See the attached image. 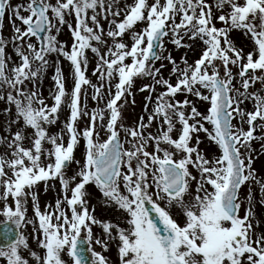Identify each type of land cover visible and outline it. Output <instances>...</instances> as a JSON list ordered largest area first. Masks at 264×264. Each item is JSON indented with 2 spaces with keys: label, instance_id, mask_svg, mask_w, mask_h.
Returning <instances> with one entry per match:
<instances>
[{
  "label": "snow or ice",
  "instance_id": "6c2138e0",
  "mask_svg": "<svg viewBox=\"0 0 264 264\" xmlns=\"http://www.w3.org/2000/svg\"><path fill=\"white\" fill-rule=\"evenodd\" d=\"M6 14L13 34L0 35V100L9 105L5 114L14 106L15 115L0 136V259L109 264L94 245L107 252L114 242L119 264H264V219L255 210L257 204L264 209V177L252 167V141L264 149V135L255 134L264 133V0H215V11L208 0H132L123 7L119 0H27L15 6L0 0V31ZM65 26L70 50L57 39ZM234 32L251 40L249 51L236 45ZM165 38L177 49L202 44L199 58L189 64L185 54L177 63ZM9 45L15 60L6 52ZM89 52L97 83L87 75ZM60 58L70 64L71 91ZM163 61L172 65L175 83L164 77ZM50 67L51 106L38 90ZM143 79L150 80L139 87L146 94L145 115L128 125L123 110ZM257 82L260 90L250 91ZM88 88L103 107L88 109ZM180 93L204 102L205 112L177 100ZM248 101L251 110L242 107ZM62 105L69 115L60 133L50 134L46 126L57 123ZM201 132L219 155L209 158L200 150ZM72 165L76 171L68 176ZM49 181H58L63 195L42 211L36 189L43 182L47 191ZM89 186L105 206L122 213L126 228L92 214ZM93 225L101 235H94ZM30 237L43 255L31 249Z\"/></svg>",
  "mask_w": 264,
  "mask_h": 264
},
{
  "label": "rangeland",
  "instance_id": "374dc122",
  "mask_svg": "<svg viewBox=\"0 0 264 264\" xmlns=\"http://www.w3.org/2000/svg\"><path fill=\"white\" fill-rule=\"evenodd\" d=\"M26 2H27V0H11V4L13 6H15L19 3H26ZM53 2H54V0H53ZM126 2L131 3L132 0H119V6L123 7V5ZM208 2L213 5V9L215 11V0H208ZM22 15H27V14L22 13ZM68 22L72 23L74 25V20L71 17L68 18ZM15 23L18 27H23L19 21H15ZM101 23L103 24V26L105 27V30H106L107 29V22L102 20ZM11 26H12V20L9 19V14H6L4 21H3V29H2V31H0V35H2L5 39H9L13 34ZM220 26L221 25L219 24V22H217V27H220ZM139 27H142V25ZM57 39L61 43L68 45L69 50H70V46H71L73 41L71 38V33L69 32V30L66 26L61 29ZM232 39L235 41V43L238 47H243L246 52L252 48L251 40L248 39L247 37L243 36L242 34L238 33V32H234L232 34ZM124 41L126 43H129V44L131 43V39L128 35H125ZM167 41H168V38H165L164 47L167 49V53H171V55L177 61V63H180L182 58H184V56L186 54L188 63L191 64L196 59H198L200 54H201L202 44H200V43H196L194 45V50H190L187 48L177 49L174 45H172L171 43H168ZM33 42H35L34 38H33ZM189 43H191V42L189 41ZM6 52L8 55H11L14 60L17 59L15 57V54H14L12 48H11V45H9V47L6 49ZM167 53H165V54H167ZM88 56H89V67H88L87 75L92 80L93 83H97V78L95 76L91 75V73L95 67L96 60L90 52L88 53ZM160 63L161 62H157L156 67H160ZM163 63L166 65V67H164L162 69L164 77L167 79H171V82L175 83V77H170V69H171L172 65L168 64L167 61H163ZM60 66L62 68L64 77H65L66 89L68 91H71V89L73 87V80H72V73H71L70 64H69V62H67L63 58H60ZM34 67H35V65H34ZM181 67H183L182 64H181ZM233 71L235 72L236 69H233ZM54 72H55V69L53 67H50L47 70V73L44 75L42 81L40 82L39 88H38V90L42 93V96L45 99L46 103L50 106L53 103V100L51 98L52 91L55 90L54 89V81L52 79ZM144 83H150V80H148V79L137 80L136 87H134V89H133L134 97H128V103L123 110L124 120H125V123L128 125L134 124L141 115H145L143 112V106L145 103L144 97L146 94L141 93L139 91V87ZM237 86H239V85H237ZM27 87L29 89H31L32 85L28 84ZM260 88H261V85L259 82H257L254 85V88L250 89V91L251 90H260ZM162 90L163 89L157 87V92H160ZM0 94H4V93L2 91H0ZM87 94H88L87 105H88L89 110L96 108V107H103L104 106L103 102H101L98 105L95 101H93L91 99V96H92V89L91 88L87 89ZM133 98L135 99V104L132 103ZM176 99L180 100V101H183L184 99H188L189 102L191 104H194L195 107H197V109L199 111H201L202 113H204L206 110V104L202 101L197 100L196 97H194V96H185L184 94L180 93V94H177ZM82 103H83V98H82ZM8 107H9V105L4 100H0V136H6L7 135V133L4 131V129L6 128V121L8 119V116L11 115L14 118V115H15L14 106H12V112L10 114H5L4 110ZM242 107H246L247 109L251 110L253 107V102L248 101V102H246V105H243ZM189 111H190V109H189ZM68 115H69L68 108L66 106L62 105L61 110L59 112V120L57 121V123L54 125L46 126V127H48L50 134L60 133ZM145 119H146V116H145ZM83 123H84V121L80 122L81 127L83 126ZM234 123H236V121H234ZM155 127L156 126L154 125L152 131H155ZM205 127L209 128L211 130L210 125L205 124ZM244 127H245V129H247V125H245ZM177 128H179V125H177ZM12 130L13 131L16 130L15 125L13 126ZM27 131L29 133L31 132V130H27ZM102 135H103V133H102ZM173 135H175V133H173ZM198 135H199V139L201 141L200 146H199L200 150L207 157L214 158L215 156L219 155V151H218L217 147L214 145L213 142L208 140L205 133L201 132ZM258 135H264V133L259 131ZM195 139H196V137L194 136L193 137V145H195ZM66 140H67V137L65 136V142H66ZM44 147L50 148V145L45 144ZM252 148L255 150L252 153V156H253L252 167L256 171V173L258 174L259 177H264V149L261 148V142L260 141H252ZM149 150L151 151V149H149ZM3 152H4L3 146H0V154H2ZM82 152H83V141H81V144L77 147V149L74 153L75 157L77 159H80ZM44 162L45 163L48 162L46 160V158H44ZM75 171H76V166L72 165L71 168H69L67 175L71 176L74 174ZM193 175H198L195 172V170H193ZM48 184H49V186L47 188V191H45V189H44L43 182H41V184L38 185L37 189H36L38 192V195H39V203H40V207H41L42 211L44 210V207L46 204H52L54 206L56 199L58 197L62 198V195H63L61 192V187H60V184L58 181H49ZM192 187L194 190L195 184H193ZM254 188H255L256 199L258 200L259 199V189L255 185H254ZM88 190L90 193H92V198L90 199V203H89L90 211L92 208L95 209V211L92 214L98 220L104 221V222L110 221L112 223H118L121 227H124V228L127 227L126 223H124V216L122 215V213L120 211H118L114 206H105L103 198L101 197L98 190H96L93 186H89ZM243 191H246V189H242V192ZM255 210L257 212V218L258 219H264V209H262V206L257 204ZM172 213L177 218H182V212L180 209L173 208ZM27 215L29 218L33 217L31 202H29V205H28ZM241 215H243V210L241 212ZM3 219L4 218L2 216H0V221H3ZM93 232H94V235H101L102 234V228L99 225H93ZM30 234H31V226H29V228L27 230H25V235L30 236ZM29 244H30L31 249L33 251H35L38 255H43L44 250L40 249L37 246L36 241L31 239V237L29 238ZM94 248L97 252H103L99 246L94 245ZM116 248H117L116 244L114 242H111L109 244V253L111 252L110 251L111 249H116ZM25 255L27 256V254H25ZM28 258L30 259V257H28ZM0 264H6V261H4L3 259H0ZM33 264H34V262H33Z\"/></svg>",
  "mask_w": 264,
  "mask_h": 264
},
{
  "label": "flooded vegetation",
  "instance_id": "af4514ba",
  "mask_svg": "<svg viewBox=\"0 0 264 264\" xmlns=\"http://www.w3.org/2000/svg\"><path fill=\"white\" fill-rule=\"evenodd\" d=\"M110 251H111L110 253L109 250L107 252H101V253L108 258L109 264H119L117 248L111 249Z\"/></svg>",
  "mask_w": 264,
  "mask_h": 264
},
{
  "label": "water",
  "instance_id": "95a60500",
  "mask_svg": "<svg viewBox=\"0 0 264 264\" xmlns=\"http://www.w3.org/2000/svg\"><path fill=\"white\" fill-rule=\"evenodd\" d=\"M3 245H4V241L2 239H0V246H3Z\"/></svg>",
  "mask_w": 264,
  "mask_h": 264
}]
</instances>
